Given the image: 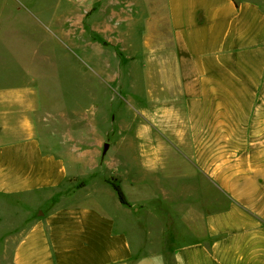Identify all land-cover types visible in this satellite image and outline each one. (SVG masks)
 Instances as JSON below:
<instances>
[{
  "label": "crops",
  "instance_id": "1",
  "mask_svg": "<svg viewBox=\"0 0 264 264\" xmlns=\"http://www.w3.org/2000/svg\"><path fill=\"white\" fill-rule=\"evenodd\" d=\"M163 6L159 45L168 58L160 59L173 60L174 41L178 69L167 71L166 89L183 101L191 165L173 167V151L154 143L159 136L147 148L138 134L121 157L123 171L112 172L129 201L123 204L112 184L93 180L95 166L81 168L82 159L44 147L33 120L43 107L30 90H0V117L10 123L19 109L28 121L0 142V198L8 202L0 203V264H264V0ZM57 110L46 113L56 118ZM175 111L163 112L172 119ZM195 178L217 192L212 205L201 204L204 232L175 246L170 226L149 235L142 223L172 225L173 207L191 215ZM178 191L181 204L173 206Z\"/></svg>",
  "mask_w": 264,
  "mask_h": 264
},
{
  "label": "rangeland",
  "instance_id": "2",
  "mask_svg": "<svg viewBox=\"0 0 264 264\" xmlns=\"http://www.w3.org/2000/svg\"><path fill=\"white\" fill-rule=\"evenodd\" d=\"M166 29L163 0H0V90H30L31 101L43 107L33 120L44 147L83 160L81 168L95 166L93 180L101 186L118 183L121 157L134 150L138 134H145L147 148L150 137L159 136L154 143L173 151V167L184 168L193 147L181 137V95L171 99L166 89L167 71L178 69L174 41L173 60L160 59L168 58L167 47L159 45ZM56 106L57 117H49L46 110ZM172 106L179 116L169 119L163 111ZM25 116L18 109L10 123L0 117V142L27 129ZM193 182L191 215L184 206L173 207L172 225L142 223L149 235L170 226L175 246L204 232L201 204H211L217 192ZM179 193L173 192V206L181 204ZM167 214L165 206V219Z\"/></svg>",
  "mask_w": 264,
  "mask_h": 264
},
{
  "label": "trees",
  "instance_id": "3",
  "mask_svg": "<svg viewBox=\"0 0 264 264\" xmlns=\"http://www.w3.org/2000/svg\"><path fill=\"white\" fill-rule=\"evenodd\" d=\"M113 187L115 188L118 196H119V199L120 201L123 203V204H128L129 205V201L123 191V188L122 186L119 184V183H113Z\"/></svg>",
  "mask_w": 264,
  "mask_h": 264
},
{
  "label": "water",
  "instance_id": "4",
  "mask_svg": "<svg viewBox=\"0 0 264 264\" xmlns=\"http://www.w3.org/2000/svg\"><path fill=\"white\" fill-rule=\"evenodd\" d=\"M107 148V147H106ZM43 212L41 211V214H42Z\"/></svg>",
  "mask_w": 264,
  "mask_h": 264
}]
</instances>
